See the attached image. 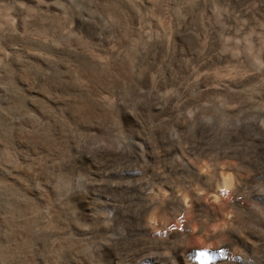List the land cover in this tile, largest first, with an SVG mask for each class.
<instances>
[{"label":"rangeland","instance_id":"1","mask_svg":"<svg viewBox=\"0 0 264 264\" xmlns=\"http://www.w3.org/2000/svg\"><path fill=\"white\" fill-rule=\"evenodd\" d=\"M37 1L0 0V264H113L127 257L103 230L118 227L114 205L99 226L78 215L81 202L101 210L116 183L129 178L115 171L113 155L101 159L94 148L82 157L86 141H98L84 125H103L102 145L108 138L112 147H127L125 155L132 150L125 130L110 133L118 121L108 101L117 93L149 133L177 109L184 126L165 127L171 144L185 138L209 155L198 161L229 162L227 174L239 169V188L255 191V203L263 204L264 81L254 39L264 33V0ZM96 84L104 91L94 95ZM190 171L181 174L195 182ZM204 204L222 215L209 197Z\"/></svg>","mask_w":264,"mask_h":264},{"label":"bare ground","instance_id":"2","mask_svg":"<svg viewBox=\"0 0 264 264\" xmlns=\"http://www.w3.org/2000/svg\"><path fill=\"white\" fill-rule=\"evenodd\" d=\"M1 1L8 2L12 0ZM37 2L45 4L47 1L38 0ZM253 33L252 31L250 35ZM153 34L152 36H154ZM154 37H156V34ZM250 39L249 41H251ZM245 40L246 38H244ZM255 40L259 43L260 55L259 57L254 56V58H257L254 61L256 66L258 64L261 71L259 78L264 81V33L260 32ZM207 42L208 40H206ZM250 62L252 63V60ZM99 81L105 85L106 79L99 78ZM109 89L111 90L110 87ZM94 91V95H97L104 90L101 85L96 84ZM118 94H114L113 99L108 101L113 107V114L118 121L117 125L111 128L112 131L110 133L113 134V132L121 129L125 130V134L129 136L128 140H130L128 144L133 147L132 150L125 155L127 147H112L108 138L106 140L108 142L107 145H102L99 137H104L105 135L103 125H84L81 127L82 132L87 136L98 135V141H95L94 145H89L88 141H86L83 147L86 151H84L85 153L83 152L82 157L87 158L86 156L94 148V151L101 155V159L102 157L113 155L115 158V160L113 159L115 171L123 173L129 178L126 181L123 180L116 183L117 187L112 188L113 193H111L113 195L109 199L107 198L103 205L101 204V210L99 209L98 212L93 211L87 202L82 203L80 201L81 205L77 206L81 209H78L80 218L92 226H99L101 223H105L104 219L108 217H105V215L110 212L108 209L111 204L117 208L118 215H120L119 222L116 224L118 227L112 233L106 225H104L103 230L106 232L105 236L108 234L114 245L125 246L128 254L124 260L117 256L113 264H192L191 259L196 260L197 264H264V202L258 205L255 202L261 197L256 198L254 195L256 194L255 191H249L248 188H239L242 183L239 169L232 176V174H227V171L231 170L232 166L229 162L223 161V159L222 161H220L221 159L217 160L215 164H209L203 159L198 161V158H206L209 155L203 148H197L185 138L177 146L172 145L167 139L170 137L171 132L167 131L168 127L171 126V128L174 127L178 130V128L184 126V123L179 121L180 118L175 115L177 109L171 111L167 115V119L162 124H159L164 126L153 128L152 132L149 133L148 127L143 126V123L139 120L140 118L136 117L120 100V96H118L119 98L116 96ZM150 105V111H159L154 105ZM79 110H82V108ZM165 110L166 107L163 106L160 109V113ZM258 114L257 112V117ZM111 124L113 125V123ZM258 134L264 137V131ZM243 147L246 149V146ZM245 149L240 153L247 154ZM242 158L244 159L243 155ZM71 161L66 162L68 170L72 168ZM185 167L194 171L193 178H195V182L188 177L189 175L181 174L182 168L185 169ZM136 168H143L146 171L143 175L134 176L135 173H131L130 170H136ZM215 170L218 173L213 175L212 171L215 172ZM192 171L190 172L192 173ZM95 181L98 180L95 179ZM102 182L104 183V181ZM111 182H113V179ZM200 186L206 188H201ZM211 186L214 188H211ZM206 197H209L222 207V215L218 214L214 208L204 204ZM263 198L262 200H264ZM106 210H108L107 213ZM112 224L115 225L114 223ZM189 243L193 247H190ZM93 249L92 251L95 254L101 252L99 247H93ZM194 249L199 254L196 255ZM108 251L110 250L108 249Z\"/></svg>","mask_w":264,"mask_h":264}]
</instances>
